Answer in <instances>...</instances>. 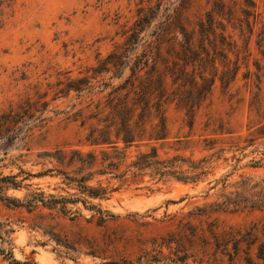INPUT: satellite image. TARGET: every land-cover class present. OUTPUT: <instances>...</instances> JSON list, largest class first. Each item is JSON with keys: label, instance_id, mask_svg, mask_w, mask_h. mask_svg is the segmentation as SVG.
I'll return each mask as SVG.
<instances>
[{"label": "rangeland", "instance_id": "rangeland-1", "mask_svg": "<svg viewBox=\"0 0 264 264\" xmlns=\"http://www.w3.org/2000/svg\"><path fill=\"white\" fill-rule=\"evenodd\" d=\"M2 1L0 178L16 176L20 188L9 187L3 196L22 203L32 193L75 198L45 154L87 151L84 138L96 124L87 118L104 106L107 85L122 79L102 73L91 80L93 90L80 94L68 86L90 76L86 70L97 66V58L123 42L124 26L134 23L139 9L161 4L142 34L152 41L149 35L167 16L190 27L224 3L232 15L223 23L240 69L227 89L215 80L192 128L183 112L167 104L168 139L140 148L155 147L162 161L181 157L176 165L183 171L204 161L206 173L197 182L129 173L109 199L87 200L104 216L81 203H67L63 212L59 203L27 209L0 200V264H9L10 253L36 264H264V0H249L253 6L248 0ZM228 58L237 60L232 53ZM121 69L123 78L131 75ZM137 152L127 150V164Z\"/></svg>", "mask_w": 264, "mask_h": 264}, {"label": "trees", "instance_id": "trees-1", "mask_svg": "<svg viewBox=\"0 0 264 264\" xmlns=\"http://www.w3.org/2000/svg\"><path fill=\"white\" fill-rule=\"evenodd\" d=\"M248 3L253 6V2L248 0ZM214 5L215 9L205 12L203 18L198 17L190 27L176 24L167 16L149 35V38H154L152 41L142 34L151 27L154 12L160 10L161 4L148 7L146 11L139 9L134 23L129 27L124 26L123 42L115 45L104 59L97 58V66L86 70V73H92L90 76L81 77L68 86L69 90L80 94L93 90L91 80L102 73H112L110 79H122L117 86L107 85L111 90L105 97L104 106L100 108L98 104L97 112L87 118L96 121L84 138L83 145L88 147L87 151L57 149L45 154L55 163L56 176H61L63 183L76 191L75 198L57 200L49 196L48 200L43 193H32L22 203L3 196L9 187L20 188L21 182L14 176L0 178V200L8 207L27 209L38 203L47 208L59 203L63 212H67V203H81L85 209L104 216L105 212L95 205H88L87 200L109 199L125 183L129 173L136 177L150 171L159 177L171 176L183 182H197L206 173L203 171L204 161L198 163V168L183 171L181 166L176 165V162L182 163L181 157L162 161L155 147L151 146L149 152L140 151V148L168 139L167 104L183 112L188 126L192 128L195 113L207 100L215 80H219L223 89H227L235 80L240 69L236 43L231 40L223 23L229 22L232 13L224 12L222 2ZM225 16L228 17L226 20ZM246 28L251 36L252 27L248 20ZM261 41L258 42L259 47ZM229 53L235 54L237 60H229ZM218 61L221 69L217 66ZM123 67L130 69V76L123 78ZM102 86L106 84L102 83ZM131 147L138 152L134 160L127 164V150ZM257 229L255 223L250 234L253 235ZM259 257H264L263 244L259 246ZM9 264L36 263L16 261L10 253Z\"/></svg>", "mask_w": 264, "mask_h": 264}]
</instances>
